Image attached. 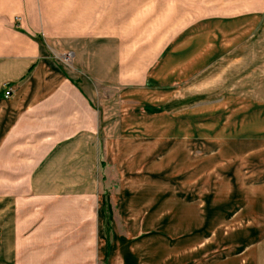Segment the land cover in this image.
<instances>
[{
    "label": "crops",
    "instance_id": "crops-1",
    "mask_svg": "<svg viewBox=\"0 0 264 264\" xmlns=\"http://www.w3.org/2000/svg\"><path fill=\"white\" fill-rule=\"evenodd\" d=\"M167 1L184 2L183 13L175 12V19L145 43L118 31L119 3L127 5L128 12L135 8L130 4L135 0H0V204L15 199L16 216H30L14 221L13 237L5 227L8 238L0 250V263L39 264V257L50 256L57 257L54 264H66L56 253L73 234L71 204H36L34 196L65 192L72 185L77 186L74 192L85 191L95 162L121 155L120 141L132 142L136 131L143 134L145 117L162 116L163 124L178 120L182 112H171L173 106L165 100V94L172 95L167 87H178L241 47L242 75L264 62V0ZM136 8H141L138 3ZM131 24L135 26V21L129 18L123 23L127 30ZM154 47L158 48L154 58L135 60V49L153 52ZM67 53L73 54L72 67L62 61ZM138 63L152 66L148 73L138 74L139 81L135 74H120V65L134 69ZM5 85L12 89L8 98ZM251 99L242 101V129L247 130L242 135L260 137L262 142L264 101ZM194 117L198 116L191 112V121ZM161 128L155 127L157 143L166 139L165 127L162 132ZM146 135L150 138L151 131ZM261 145L254 149L255 169L249 174L256 184L264 183ZM113 146L116 152L110 153ZM250 155L242 160H251ZM126 156L123 153L121 160ZM37 206L42 212L50 207L56 211L40 219L35 216ZM88 218H78L84 220L82 225L75 221L81 239L87 226L94 225V218ZM106 226L102 214L97 216L89 238L95 244L94 264H154L146 260L149 249L136 245L145 237L136 242L134 231L125 229L126 234L107 239ZM148 229L146 237L166 238V247L160 250L166 253L165 261L158 264H180L176 257L166 258L173 248L170 228L166 236H149L154 230ZM11 240L21 243L8 250ZM41 264L47 263L42 259Z\"/></svg>",
    "mask_w": 264,
    "mask_h": 264
},
{
    "label": "rangeland",
    "instance_id": "rangeland-1",
    "mask_svg": "<svg viewBox=\"0 0 264 264\" xmlns=\"http://www.w3.org/2000/svg\"><path fill=\"white\" fill-rule=\"evenodd\" d=\"M134 3L135 8L128 12V6L119 3L118 31L120 36L131 33L145 43L170 19H175L172 16L175 12L180 16L181 6L185 4L167 0L130 2ZM137 3L141 8H136ZM128 18L135 21V26L131 24L127 30L123 23ZM157 52L155 47L153 52L149 48L135 49V60L154 58ZM72 56V53L62 56L66 66L72 67ZM138 64L134 69L130 64L120 65V74H135V81H139L138 74L148 73L152 66ZM251 72L258 73L250 76ZM164 86L163 83L160 87ZM167 89L172 94H165L167 104L173 106L171 112H182L181 117L176 116L178 120H166L163 124L162 116L150 120L145 117L143 134L136 131L132 142L119 143L121 155L128 156L122 160L119 155L109 161L95 162L91 175L86 178L85 191L74 192L77 186L72 185L65 192L34 196L36 204H56V207L71 204L73 234L70 240L60 243L63 250L56 253L59 260L66 264L96 262L95 244L89 238L97 216L102 214L107 224V239L112 234L113 239L118 233L126 234L125 229L129 233L131 229L134 231L136 242L145 237L136 245L149 249L146 260L150 263L165 261L166 253L160 250L166 247V238L146 237L147 229L154 230L149 236H166L170 228L173 248L166 258L176 257L180 264H222L224 260L227 264H264V183L256 184L249 177L255 169L254 149L264 144V138L261 142L260 137L242 135L247 132L242 129L245 126L242 101L247 98L264 101V62L244 70L242 75L241 47L220 62L205 66L198 76ZM191 112L192 116H198L194 117L195 121H191ZM158 125L162 126L161 132L165 127L166 139L157 143L155 127ZM138 128L142 131V125ZM149 130L151 137L147 138ZM190 137H194L193 143ZM167 139L168 143H163ZM114 149L113 146L110 153L116 152ZM249 153L252 159L242 160ZM4 202L9 204H0V250L8 238L5 227H9L13 237L14 221L20 223L30 218L16 216L15 199ZM55 211L56 208L50 207L42 212L37 206L35 216L43 219ZM87 216L95 222L87 226L86 237L81 239L79 226L74 224L78 218ZM77 222L82 225L84 220ZM39 237L41 243L42 236ZM15 243L21 241L11 240L12 247L8 250L14 249ZM57 243L54 242L56 246ZM42 259L54 264L53 259L57 257H39V264Z\"/></svg>",
    "mask_w": 264,
    "mask_h": 264
},
{
    "label": "built area",
    "instance_id": "built-area-1",
    "mask_svg": "<svg viewBox=\"0 0 264 264\" xmlns=\"http://www.w3.org/2000/svg\"><path fill=\"white\" fill-rule=\"evenodd\" d=\"M3 90H4L5 98H8L9 96H11L12 89H10L8 85H5Z\"/></svg>",
    "mask_w": 264,
    "mask_h": 264
}]
</instances>
